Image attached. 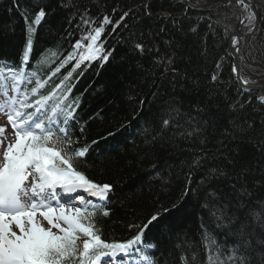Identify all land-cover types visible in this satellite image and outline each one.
<instances>
[{"label":"trees","instance_id":"obj_1","mask_svg":"<svg viewBox=\"0 0 264 264\" xmlns=\"http://www.w3.org/2000/svg\"><path fill=\"white\" fill-rule=\"evenodd\" d=\"M13 1L0 0L4 10L0 13V62L20 65L21 60L9 55L7 49L11 48L18 57L26 43L25 15L31 23L43 7L48 15L33 36L29 66L35 67L42 55L55 52L57 55L51 56V62L39 73L45 80L85 34L86 29L78 32L75 24L80 22L81 27L80 17L86 10L97 24L105 15L113 22L105 26L101 37L106 49H114L112 56L102 67L99 60L82 64L73 72L69 84L70 100L79 97L78 121L72 126L73 139L79 142L73 147L98 141L77 167L92 181L113 186L108 204L95 216L102 239H131L137 229L130 225H143L159 212V222L144 234L145 241L156 245L158 264H208L202 221L222 244L224 232L215 228L209 213L201 208L202 194L199 199L191 193L184 196L192 161L202 151L211 159V154L219 150L234 159L236 170L247 166L259 171L264 167V152L260 151L264 142V91L250 92L238 85L228 48L230 35L241 19L240 10L235 5L196 4L203 0H18L13 10ZM256 9L258 28L242 39L238 57L242 78L251 83L264 82V0H256ZM125 12L129 15L113 31ZM136 43L145 45L144 54L135 49ZM14 45H18L16 50ZM74 63L61 68L52 84L45 87L46 92H51ZM213 75L217 77L215 81ZM170 98L179 101L182 113L183 129L177 131H192L196 121L203 131L191 137H173L170 131L163 142L146 147L138 134L139 126ZM142 99L146 101L143 112L133 119ZM183 114L196 119L189 124ZM80 119L84 121L82 125ZM249 123L253 125L250 129ZM132 127L134 132L131 130L128 137L124 130ZM226 130H235L234 137L226 135ZM201 140L205 143L201 144ZM214 163L225 165L226 161ZM204 172V168L192 169V188L198 186ZM256 179L261 177L249 176V184ZM218 184L224 182L213 181L207 188ZM258 191L264 194V189ZM104 210L109 211L107 217L101 214ZM253 264H257L256 259Z\"/></svg>","mask_w":264,"mask_h":264},{"label":"snow or ice","instance_id":"obj_2","mask_svg":"<svg viewBox=\"0 0 264 264\" xmlns=\"http://www.w3.org/2000/svg\"><path fill=\"white\" fill-rule=\"evenodd\" d=\"M235 2L246 9L252 7L251 0ZM86 13L87 10L80 17L81 24L86 26L85 34L76 41L73 51L60 60L46 80L39 73L51 62V56L57 55L55 52H50L48 56L42 55L35 67L29 66L33 36L48 15L43 7L31 23L25 15L26 43L20 65L16 67L8 62H0V114L6 115L7 123L14 130V142L5 146L6 125H0V264H104L105 258L116 261V264H124L128 257H136L140 264H158L154 256L156 245L145 241L144 234L150 226L159 222L161 213L153 214L143 225H130V228L137 229V234L131 239L124 242L105 241L95 216L108 204L113 186L92 181L77 167L78 161L86 156L91 145L73 147L79 142L73 139L72 132L73 123L78 121L76 110L79 97L70 100V78L85 61L91 63L99 60L102 67L114 51L106 49L101 41L105 26L113 23L110 17L105 15L97 24ZM128 15L125 12L116 21L113 31ZM255 21L256 14L251 12L250 33L256 30ZM238 39L239 34L233 36L230 42L236 52H239ZM134 47L144 54L143 43H136ZM73 61L72 70L52 86L51 92L48 95L41 94L42 89L52 84L53 77L60 73L61 68ZM237 67L233 65L234 73H237ZM212 79L215 81L217 77L213 75ZM240 82L242 85L248 83L243 78H240ZM25 83H34L35 86L29 91L22 88ZM139 103L141 107L133 119L143 112L146 101L142 99ZM232 107L235 109V105ZM157 108L150 117L143 119L138 129L141 142L146 147L151 148L163 142L165 134L170 131L173 137H191L202 133L199 121H196L190 132L177 131L183 129V124L180 122L182 113L176 98L164 101ZM183 115L188 117L186 122L189 124L196 119L188 114ZM252 126L248 124L249 129ZM80 132H84L83 126ZM226 135L234 137L235 130L231 133L226 130ZM200 142L205 143L204 140ZM91 143L96 144L98 141L93 140ZM220 143L223 145V141ZM234 151L238 155V150ZM260 151L264 152V142H261ZM220 159H224L226 164L214 163ZM199 168H204L205 172L194 189L191 186V171ZM249 176L261 179L253 180L250 185ZM188 181L184 196L191 193L199 199L202 194L201 208L209 213L215 228L224 232L222 244L202 221L203 240L209 253L208 264H253L254 259L257 264H264V194L258 191L264 189V167L259 171L247 166L236 170L234 159L225 153L218 150L209 159V154L202 151L190 165ZM213 181H223L224 184L207 188V184ZM101 214L107 217L109 211L104 210ZM38 217L46 221L48 227L43 226ZM81 239L82 248L78 243ZM229 239L232 240L230 244Z\"/></svg>","mask_w":264,"mask_h":264},{"label":"bare ground","instance_id":"obj_3","mask_svg":"<svg viewBox=\"0 0 264 264\" xmlns=\"http://www.w3.org/2000/svg\"><path fill=\"white\" fill-rule=\"evenodd\" d=\"M26 1H34V0H26ZM190 2H193V0H189ZM252 2H253V4H254V7H256V0H251ZM197 2V1H196ZM195 4V3H194ZM197 5H199L200 7H203L204 6V4H214L215 6H226V7H228V6H231V5H235L236 7H237V9L239 10L243 5L242 4H238L237 2H235V1H232V0H203V2L202 3H196ZM239 7V8H238ZM247 11H249L248 9H246L245 7H244V9L241 11V13L243 14V17H242V25H241V27H240V29H241V31H244L243 30V25H244V23H245V21H246V19H248L249 18V13L247 12ZM90 17V16H89ZM92 19H93V17H91ZM80 23V22H79ZM79 23L78 22H76V27H77V31L79 32V31H82V29H86V26H84V25H81V27H78V25H79ZM237 29L238 28H236V30L235 31H232V34L230 35V37L233 35V34H235L236 33V31H237ZM230 39V38H229ZM229 48V47H228ZM8 50V54L9 55H11V56H13L14 58H17V59H20L21 60V58H22V56H23V54H24V50H25V47H24V45L21 47V51L19 52V55H18V57H15V52L14 51H10L11 50V48H8L7 49ZM7 50H5L6 52H7ZM231 53V52H230ZM232 55V54H231ZM238 57H239V52H238ZM84 63H89V62H87V61H85ZM239 71H240V67H239ZM232 72H233V57H232ZM240 74H241V72H240ZM233 75H234V72H233ZM241 77H242V75H241ZM234 78H235V76H234ZM244 80V79H243ZM236 81V80H235ZM248 83H250V84H261V83H264V82H260V83H251V82H248ZM242 88V87H241ZM243 89V88H242ZM245 90V89H244ZM246 91H248V90H246ZM262 91H264V89L263 90H259V91H255V92H262ZM250 92H253V91H250ZM263 104H264V102H262ZM93 116H96V112H93ZM88 120V119H87ZM87 120H86V122H87ZM84 123V121H82L81 119H80V125H82ZM133 126V125H132ZM134 127H132V128H126L124 131H126L125 133H127V136L129 137V135L130 134H132L133 132H134V129H133ZM131 130L133 131V132H131ZM134 135V134H133ZM91 147H92V144H91ZM91 149V148H90ZM177 225H181V223H177ZM150 243H152V242H150ZM148 251H153V250H148ZM156 251H157V249H156ZM155 253V252H154ZM156 255H157V253H156ZM155 256V255H154ZM155 258H156V260H157V257L155 256Z\"/></svg>","mask_w":264,"mask_h":264},{"label":"water","instance_id":"obj_4","mask_svg":"<svg viewBox=\"0 0 264 264\" xmlns=\"http://www.w3.org/2000/svg\"><path fill=\"white\" fill-rule=\"evenodd\" d=\"M232 1H235V0H232ZM251 4H252V7L249 8V9H250L251 12H255V14H256L255 29L257 30L258 24H259V15H258V13H257L252 1H251ZM241 25H242V20L240 22V25H239L236 33L233 34L230 37L229 41H228V47H229V50H230V52L232 54V57H233V65L238 66L237 67V73H234L235 80L238 83V85L240 87H242L243 89H245V90L253 91V92L259 91V90H263L264 89V83H261V84H250V83H247V85H242L241 82H240V78H242V77H241V74H240V71H239L238 52H236L233 49V47L231 46L230 42H231V39H232L233 36H236L237 34H239V39H238V47H239L242 38L249 37V36L253 35L256 32V30L254 31V33H250L249 31H241V29H240Z\"/></svg>","mask_w":264,"mask_h":264},{"label":"rangeland","instance_id":"obj_5","mask_svg":"<svg viewBox=\"0 0 264 264\" xmlns=\"http://www.w3.org/2000/svg\"><path fill=\"white\" fill-rule=\"evenodd\" d=\"M15 2H19L18 0H14L13 1V10H16L17 8H16V3ZM20 3V2H19ZM2 11H4L3 9H2V7H0V13L2 12ZM248 13H249V15H250V13L251 12H249V11H247ZM22 17V16H21ZM23 18V17H22ZM250 27H252V24H250V22H249V18L248 19H246V21H245V23H244V25H243V30L244 31H249V28ZM24 30H25V27H24ZM24 43H23V41L21 42V45H23ZM14 47V50H16V48L18 47V45H17V47L14 45L13 46ZM7 122V117H6V115H4V114H0V125H6V139H5V141H4V143H5V146L8 144V143H10V142H14V132L12 131V129H11V127L10 126H8V124L6 123ZM38 219H40L39 217H38ZM41 220V219H40ZM42 221V220H41ZM42 224H43V226H45V227H48V226H46L43 222H41Z\"/></svg>","mask_w":264,"mask_h":264}]
</instances>
